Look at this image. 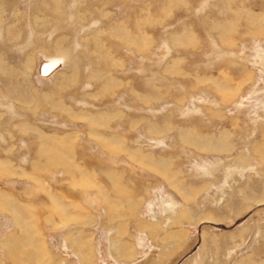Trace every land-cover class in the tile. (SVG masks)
Instances as JSON below:
<instances>
[{
  "label": "rangeland",
  "instance_id": "1",
  "mask_svg": "<svg viewBox=\"0 0 264 264\" xmlns=\"http://www.w3.org/2000/svg\"><path fill=\"white\" fill-rule=\"evenodd\" d=\"M0 200V264H264V0H0Z\"/></svg>",
  "mask_w": 264,
  "mask_h": 264
},
{
  "label": "bare ground",
  "instance_id": "2",
  "mask_svg": "<svg viewBox=\"0 0 264 264\" xmlns=\"http://www.w3.org/2000/svg\"><path fill=\"white\" fill-rule=\"evenodd\" d=\"M49 67L52 68V66H50V65H48V64H46V65L44 66L43 70H44L45 74L48 73V71H49V70H48ZM46 72H47V73H46ZM67 151H68V150H67ZM7 199H8V198H7ZM0 202H1V200H0ZM3 202H4V201H3ZM3 202H2V203H3ZM0 205H1V204H0ZM181 212H182V211H181ZM181 212H180V215H181L180 218L187 219L188 212H184V211H183L182 213H181ZM143 226L145 227L146 225L143 224ZM155 226H156V225H150V230L152 229V231H153L154 228H155ZM147 227H149V226H147ZM145 231H147V230H145ZM175 238H177V237H175ZM179 239L181 240V237H180ZM44 261H45V260H44Z\"/></svg>",
  "mask_w": 264,
  "mask_h": 264
},
{
  "label": "crops",
  "instance_id": "3",
  "mask_svg": "<svg viewBox=\"0 0 264 264\" xmlns=\"http://www.w3.org/2000/svg\"><path fill=\"white\" fill-rule=\"evenodd\" d=\"M142 224H143V223H142ZM154 225H156V226H157V224H154ZM156 226H155V228H156ZM155 228H154V229H155ZM151 231H152V230H151ZM175 237H177V238H175L176 240H180V239H179L180 237H178V236H175ZM118 243H119V242H118ZM14 244H17V245H16L17 247H16V249H15V250H16V252L18 253V251H19V247L21 246V241H20V240H19V241L17 240V242H16V243H14ZM119 245H120V244H119ZM121 249H122V251H121V252H123V247H122ZM15 254H16V253H14V256H15ZM46 257H49V255H48V254H46L44 258H45V260H48V259H50V258H46ZM17 259H19V258H18V255H17ZM44 262H46V261H42V263H44ZM42 263H41V264H42Z\"/></svg>",
  "mask_w": 264,
  "mask_h": 264
}]
</instances>
